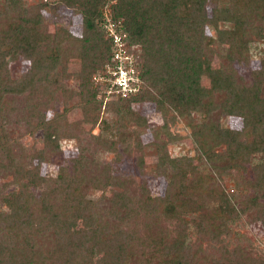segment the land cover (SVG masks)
Instances as JSON below:
<instances>
[{
  "label": "trees",
  "instance_id": "16d2710c",
  "mask_svg": "<svg viewBox=\"0 0 264 264\" xmlns=\"http://www.w3.org/2000/svg\"><path fill=\"white\" fill-rule=\"evenodd\" d=\"M59 1L82 16V29L80 37L66 33L54 51L40 40L45 3L28 6L24 0H0V177H10L17 187L2 199L6 209L0 210V264H264V259L245 253L246 239L234 231V226H243L244 216L264 228V57L260 68L251 72L249 84L233 68L234 62H248L251 43L264 47V0H225L224 6H210L209 10L207 0ZM110 1H114L110 15L118 25L117 33L128 48L139 47L143 60L139 70L135 65L133 70L145 88L108 105L114 134H108L109 124L104 126L106 121L101 120L99 134L90 136L94 148L88 149L70 134L67 114L74 107L84 111L89 107L92 113L84 112L85 121L92 128L98 124L102 105L96 102L90 81L111 59V42L99 26L101 11ZM208 29L217 40L227 32L236 35L237 40L226 48L227 63L222 68H213L204 51ZM240 35L250 36L245 43ZM70 57L80 60L77 89L68 91L76 102L51 120L40 111L46 104H30L34 110L25 121L30 135L42 132V149L32 154L23 148L14 151L16 138L7 122L8 97L26 93L31 103V96L40 88L46 92L47 103L55 91L65 94L61 75H65ZM17 59L28 69L13 80L9 65ZM113 61L114 66L115 58ZM203 77L208 86L202 85ZM143 103L152 104L163 116L175 114L191 126L193 145L201 158L195 166L191 158H170L158 148V162L149 179L131 193L132 177L113 175L111 167L129 153L126 140L123 152L118 151V141L133 119L131 106ZM193 114L202 115L203 120L195 123ZM221 116L225 121L231 116L240 118L242 127L224 126ZM64 118L68 123L61 125ZM135 119L146 123L138 114ZM62 137L77 140L75 155L63 154ZM107 153L113 157L109 163L102 162L101 176L97 170L101 156ZM50 154L64 158L56 164L53 178L42 177L40 164L48 162ZM254 158L258 162L251 163ZM244 165L250 166L249 177L242 174ZM160 177L166 184L161 193L154 194L150 181ZM191 177L197 178L195 184H189ZM215 177L232 179L236 192L227 196ZM102 186L115 192L103 213H93L84 197L89 189ZM194 197L207 198L214 205L211 218L199 224L200 238L221 243L217 253L203 260L183 244L168 242L173 236H182L184 214L202 209ZM218 220L221 230L214 228ZM162 224L173 228L164 229ZM232 236L240 242L232 246L222 243L233 240ZM154 238L163 247L161 256L143 259L127 249L132 241L149 245ZM94 250L101 254L99 258H93Z\"/></svg>",
  "mask_w": 264,
  "mask_h": 264
},
{
  "label": "rangeland",
  "instance_id": "374dc122",
  "mask_svg": "<svg viewBox=\"0 0 264 264\" xmlns=\"http://www.w3.org/2000/svg\"><path fill=\"white\" fill-rule=\"evenodd\" d=\"M28 6H33L32 4L38 5L39 3H45L44 7L41 9L42 15V23L40 28V40L42 42H46L48 46L56 51V43L59 41L66 33H70L75 37L81 36L82 29V16L75 12L72 7H68L65 3H62L59 0H24ZM225 0H207L209 4L208 10L210 6H224ZM114 3V1H110L101 11V19L99 21V26L104 31V35L106 39H109L111 42V59L103 65L102 69L95 72L91 77V85L92 88L96 91L95 100L96 102H101V110L99 111V121L96 127H91L89 122L85 121V113L86 115L92 113V109L88 107L86 111H84L81 107H74L68 112V122L70 125L69 130L70 134L76 136L81 146L87 148H94V144L91 143L90 136L99 134V127L101 124V120H105L106 122H102L106 127V131L108 134H114V127L111 123L112 116L107 112L108 105L111 102H115L117 99H128L130 96H135L138 91H142L145 86L143 80L140 78V81L137 82L136 89L128 96L122 97L117 92L111 89V85L109 84V72L113 69V56L116 51L117 45L113 42L112 37L109 32V24H113L111 19V8L110 6ZM223 28L227 27V24H221ZM118 25L114 24L111 31H114ZM228 29V27L226 28ZM117 33V30H116ZM118 34V33H117ZM207 36L205 41V53L208 56L211 66L213 68H222L227 63V53L226 48L234 41H236V35L227 32L223 35L222 39L217 40L216 34L207 30ZM240 34L241 31H240ZM120 35V34H118ZM121 36V35H120ZM213 36V37H212ZM250 35H240L239 38L241 41L248 40ZM122 37V36H121ZM246 43V41H245ZM122 52L128 56H131L133 61L131 62L132 66L137 67L139 70V66L142 62V57L139 54V47L128 48L126 44L121 39ZM264 47L262 44L251 43L249 47V52H247L248 62L245 63H233V68L236 70L237 76L242 77L244 80V84H249L251 81V72H256L260 68V60L264 57V53H262ZM141 68V67H140ZM28 67L26 64L22 63L21 60H15L9 65V74L10 77L15 80L21 78L22 75L25 74ZM80 70V60L76 57H70L67 61L66 73L65 75H61V81L66 88V93L60 92L59 90L55 91L51 100L47 103L46 101V92L42 89H37L34 92V95L31 96L32 102L28 103L26 99V93L19 96H11L8 97L9 109H8V126L12 131H14V138H16L15 142L12 144L14 151H18L20 148L26 150L27 154H32L34 151L42 149L43 139L42 132L37 131L34 134L29 133V127L25 121V117L29 115V112L34 109L30 106V104L41 103L46 104V106H42L40 111L46 116L47 119H53L57 116V114L62 113L63 108L71 107L72 104L76 102V100L71 97L72 94L68 95V91L70 89L76 90L78 86V81L76 75ZM202 85L208 86V79L202 78ZM70 96V100L69 97ZM218 97V95H216ZM97 102V103H98ZM69 104V105H68ZM68 105V106H66ZM34 107V105H32ZM131 116L132 120L127 123L122 129L123 136L118 141V151H122L124 148V141L127 144L128 148H130L129 153L122 155L120 161L113 163L111 167V173L113 175L129 178L132 177L133 182L129 185V190L131 193L135 192L138 189V185H140L141 181H147L148 175L151 174V171L158 162L157 150L158 148L163 152H166L170 158H191L194 162V165H198L200 162V154L196 151L195 146L193 145L191 130L192 127L186 125L184 121L177 118L175 114L166 113L164 116L159 112L152 104L143 103V104H134L131 106ZM136 114L145 119V125L139 124L135 117ZM194 122H200L203 120V116L199 114H193ZM224 116H221L220 123L225 126L227 125L229 128L240 129L242 127V121L238 117H229L227 120H224ZM67 124V120L64 118L61 125ZM125 138V139H124ZM91 143V144H90ZM60 149L63 154L67 156H72L77 153L78 142L75 138H67L62 137L59 140ZM163 148V150L161 149ZM216 150L220 151L221 148L218 147ZM123 152V151H122ZM127 155V156H126ZM54 155L49 156L48 162H41L39 167V172L42 177H50L53 178L56 174V169L58 161H61L64 157L60 154L59 156L53 158ZM146 159H144V157ZM100 167L97 170L102 171V162L109 163L112 159L111 154H106L101 156ZM90 162V161H89ZM258 162L257 158L252 159L251 163ZM37 163L36 161L33 162ZM140 166V167H139ZM91 167V166H90ZM140 168V169H139ZM242 174L244 176H250V166L244 165L242 166ZM96 172V173H97ZM140 172H143L147 175H142ZM100 173V174H101ZM234 174V171H231ZM215 175V174H214ZM103 176V173L101 174ZM143 176V177H142ZM217 186L224 191L227 196H230L232 193H235L236 190L233 186V181L229 177H225L223 179H219L215 177ZM197 181L196 177L190 178L189 184H195ZM166 180L162 177L158 178L157 181H150L151 189L154 194H159L163 191ZM16 183L12 181L10 177L2 179L0 177V210H5V206L3 204L2 199L7 197L11 192L16 191ZM234 190V192H233ZM40 190H36L35 193H39ZM115 192L113 189L107 186H102L101 189H89L84 199L89 202V209L93 213H103L106 210L110 203V199L112 193ZM192 200L198 201L200 205H202V209L196 213L184 214L183 220L186 224L185 229L182 233V236H179L178 239H175L174 236L168 241L169 243H180L183 244L186 249L193 251L196 253V258L203 260L206 257H209L213 253H217V250L221 243L214 242L213 240H209L205 238L204 240L199 236V229L203 222L209 220L211 218V210L213 209V202H208L209 200L201 201L198 198H193ZM263 200V198H261ZM232 204H234L237 208H239V203L232 199ZM243 226H234V231L240 233L245 237L246 243L244 244L245 253L252 257H259L264 259V228L260 224L259 221H255L250 223L247 221L246 217H243ZM220 220L215 223L214 228L220 229ZM77 226H80L78 223ZM162 228H168V230H172L173 227H170L168 224H162ZM176 237V236H175ZM223 238V236H222ZM233 240H225L222 242L223 244L227 243L229 246L236 245L240 241L234 240L235 238L232 236ZM158 238H154L151 240L149 245H145L140 241H132L129 244L127 249L129 252L140 255L143 259H151L161 256L163 254V247L159 245ZM230 243V244H229ZM99 252L93 251V258H99ZM101 255V254H100Z\"/></svg>",
  "mask_w": 264,
  "mask_h": 264
},
{
  "label": "built area",
  "instance_id": "2783aa9c",
  "mask_svg": "<svg viewBox=\"0 0 264 264\" xmlns=\"http://www.w3.org/2000/svg\"><path fill=\"white\" fill-rule=\"evenodd\" d=\"M113 24H109V32L112 37L113 42L117 45L116 51L114 53V58L116 64L113 69L109 72V84L111 89L122 97L130 95L137 87V82L139 81L135 75V70L131 62L133 61L131 56H128L122 52L121 46V36L116 33V29L111 31Z\"/></svg>",
  "mask_w": 264,
  "mask_h": 264
}]
</instances>
